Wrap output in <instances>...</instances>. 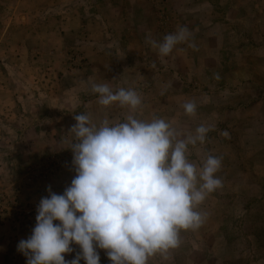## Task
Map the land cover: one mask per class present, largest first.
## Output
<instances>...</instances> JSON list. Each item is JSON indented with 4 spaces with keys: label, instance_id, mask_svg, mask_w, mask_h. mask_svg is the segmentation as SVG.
<instances>
[{
    "label": "rangeland",
    "instance_id": "1",
    "mask_svg": "<svg viewBox=\"0 0 264 264\" xmlns=\"http://www.w3.org/2000/svg\"><path fill=\"white\" fill-rule=\"evenodd\" d=\"M0 264H264V0H0Z\"/></svg>",
    "mask_w": 264,
    "mask_h": 264
}]
</instances>
